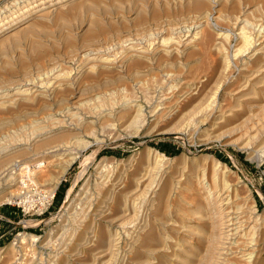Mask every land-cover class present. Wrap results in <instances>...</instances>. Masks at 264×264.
I'll return each mask as SVG.
<instances>
[{
	"label": "bare ground",
	"instance_id": "obj_1",
	"mask_svg": "<svg viewBox=\"0 0 264 264\" xmlns=\"http://www.w3.org/2000/svg\"><path fill=\"white\" fill-rule=\"evenodd\" d=\"M129 1L130 0H4L0 3V78L2 77L0 81V114H10L16 110L22 111L21 109H23V107L25 108V106L31 104H36L37 107H40L38 108V111H32V120H29L30 122L27 124V127L24 125V127L19 129L18 132H13L16 129L13 128L14 130H12L11 139L9 141L5 140L8 143L5 145L0 144V183L4 181L13 184L19 183V186H26L31 180L30 167L33 166L32 168H39L46 163L49 166H57L63 162L62 160H64L65 165L60 167V171H57L58 175L55 179V184L50 191V194L53 197L54 190L59 182L58 179L64 174L67 167L78 158L79 151L88 145L83 139L95 135V128L93 129L92 126H89L93 125L91 123L98 122L101 127H106V129L109 125L112 126L117 121H123V119L126 121L131 120L137 122L140 127L144 124L145 113L137 99L138 95L132 96L133 93L131 95L124 93V96L114 99L113 103L111 102L112 104L109 102L111 104L108 105L109 107L98 104L92 105L90 99L86 102L78 100L81 94L78 90L74 92L78 84L76 80L78 79H75L76 77L74 78V75L72 76L71 70L66 69V59L75 60L79 64H82L77 74L78 77H86L87 75L99 77L101 74V76H103L105 72H117L121 75V72L126 69H131L133 67L139 68L145 65H148L147 69H149V65L159 61L157 59L160 57L159 59L164 58V63L162 62L163 65L160 67L165 70L163 75L167 77V81L170 79V81L177 84L181 75L176 73L179 70H176L175 72L174 70L176 67L180 69L179 66L182 65L177 63L176 67H174L175 63L170 61L173 55L178 53L182 54L183 49L195 45L198 42H204L206 44L209 40V36L206 33L208 31H206L205 27L208 26V22L210 18H212L213 12L209 9L210 6L208 9L205 8L207 6L205 0H174V5H171L168 0H152L151 3L149 2L150 4H148V0H138L137 4L133 7H125L122 5L123 2ZM210 1L212 3L214 2L213 5L216 8L220 4L218 0ZM257 1L264 3V0ZM220 2L222 4L223 2L225 3L226 0H220ZM237 3L240 5V0H233L231 8L236 9ZM249 5L250 4L247 3L245 6L243 5V8L240 9L242 12H239L240 14L238 13V16H234L236 22L239 21L242 23L239 28V35L232 34L230 31H220L216 34L215 42L213 44L217 51L224 50V48L222 49L224 43L228 42L232 36H235L237 47L234 50V55L248 51L250 48L254 49V54L258 55L256 60L258 63L257 66L253 70L250 69L252 71L251 73L241 74L246 78L245 80L248 82H245L247 83L253 81L252 79L254 78L256 80V77L257 79L259 78L260 87H264V18H259L258 22L256 21L259 28L254 31L253 28H251L253 24L251 21L246 18L241 19V15L246 13ZM110 7H112L113 12L118 15L117 21H121L123 24L125 23L124 25L128 24L129 26L142 25L146 20H152L154 22L161 14H166V12H169L172 9L177 10L178 12L184 11L187 14L192 13V15L194 14L195 16L193 21L190 22L191 24H185L188 22L186 21L184 23L185 26L176 27L174 30L169 28L168 22V24L162 22V24H157L153 29L154 31L150 33V36L152 35L151 40L146 43L140 42L135 36H130V38L126 37L122 41L114 42L111 45H108L109 43L103 45L102 42L104 37L121 25L115 20L104 18V16L110 13ZM213 8L211 6L212 10ZM218 10L219 8L216 9L215 12ZM125 13H128L130 17L125 16ZM219 16L220 14L216 16L217 20ZM73 22H78L79 26H81L80 33L73 32V29L71 28ZM52 25H58V27L64 30L60 40L63 41V44L67 46L68 50L65 53L66 55H64L65 57H61L62 59L51 54L55 47L59 48V46H55L56 43H45V41L41 39L42 37H45V40H47V38L51 39L48 30ZM252 35L253 37H257V43H255L256 41H252ZM58 42L60 43V41ZM208 45L210 44L208 43ZM204 47L207 48V46ZM162 55H164V57H162ZM229 64V62H226V67H228ZM30 65H36L33 72L30 70ZM248 69L249 68L243 64L241 70L246 71ZM17 73H20L22 77L19 78ZM139 74L140 71L136 70L132 73V78H136ZM103 77L107 80L106 76ZM115 81L114 82L118 83L117 85L119 86V83L124 81V78L123 76H118ZM254 83L256 84L257 81ZM173 84L174 83H172V85ZM110 85H112L111 81H108L103 85L96 83L95 86L91 85L90 89L91 91H94ZM141 86L140 83L136 82L133 89L135 88L138 90ZM190 87L192 86L190 85ZM165 89L166 88H164V90ZM170 89L172 90L174 88L170 86ZM261 89L262 88L259 90ZM118 91L119 89H116L112 93L109 92V94H117ZM173 91H175V89ZM193 94H195L192 98L193 100L201 98V92L199 93L197 89ZM105 95H107V92L95 93L92 97L96 100H100L103 99ZM76 96L79 98L75 101L74 99ZM173 96L174 95H167L165 93L151 96L152 100H155L154 108L148 111L151 113V116L160 118L172 115L178 111L177 107L178 105L180 106L178 102L179 100L174 99ZM218 96V92L215 91L211 96L212 102H216ZM81 99H83V97ZM260 99L261 98L254 91L241 94L236 97V104L233 107L231 106L230 108L222 109L221 105V112L216 115L214 108L211 107L213 105H211L212 102L210 100L208 102L209 104L205 105L202 108L203 110L201 109L200 114H195L196 119H201V121H199L201 124L204 121H208L210 118L217 120L212 128L213 130L225 126L224 124L230 119H233L234 121L242 119L236 124L235 128L232 125L234 131L240 133L238 135V142L241 145V149L250 147L251 152H255L258 160L262 162L264 161V103H262V100ZM92 118L95 120L88 122V120ZM196 119L194 121H196ZM196 122L198 123V121ZM5 123L7 122H4L3 119L0 118L1 130H4ZM127 126L128 125H126V127ZM88 129H90V131H88ZM5 134H7V132ZM117 134L119 133L117 132ZM118 136L119 135H117V137ZM216 136L217 135L214 137ZM224 136L225 135H223V137ZM21 155H27L30 159L28 162H23L24 164H33L32 166H24V168L27 169L26 175L24 176L22 175V170L24 168H19L22 163L21 159H14L16 156ZM17 158L19 157H16V159ZM162 158L163 157L158 159V162L164 161ZM91 162L92 160L90 159L85 166H88ZM153 168L152 170L155 171L146 168V171L135 176L131 182L124 181L126 180L124 174H120L121 176L117 177L114 173L115 177H117V179H115L116 182L113 181V186L110 188L106 197L107 201L104 200L109 204H113L112 211L108 209L112 213L110 211L107 212V208L103 211L100 210V208L93 211L91 208L92 205H90L86 211L87 203H90V200H93L91 197H88L90 200L87 202L85 200H80V204L76 203L77 205H80V207H77L79 211L77 209L75 210L73 207L74 210L70 215H72V217L75 216V218L77 217L78 219H80V216L82 215L79 223L90 220L92 224L96 220L95 217L102 216L103 218H106L105 215L110 212V214H112V219H110L122 228L123 234L125 235V243L120 251L119 245L122 237H120L118 232L106 233L107 235H104L103 232L102 234L99 233L97 237L98 241L96 239L98 244L96 247H98V250L94 253V256L92 255L93 259L89 264H128V261L131 262L134 260L131 256L133 255L132 252H134L132 249L134 250L136 245L138 247L140 246L139 248H142L147 254L154 251L166 252L168 248L171 249V247L173 248L176 245L174 242L180 239L179 234L182 232L196 238L198 244H196V246L191 245L192 248H190V244L184 239L178 242L176 246L186 255L185 258L180 259V264H187L188 262V264H264V212L258 214L253 202L250 204L251 206L246 205L245 207L235 203V198L233 199V197H235L233 188L227 184L224 179L220 178L219 175L228 170L227 165L215 159L214 168L210 174L205 173L204 171L194 172V190L196 191L198 198L201 199L196 201V206L193 210H188L184 207L182 208L180 206L181 198L176 202V214L181 215V217L188 216L190 218H196L199 222H202L194 225L175 224L174 220L168 218V214H170V202H168V200H163V194L165 193L163 188L156 192L159 189L162 180V169L160 166ZM17 171H20L19 173L21 174H18ZM114 186L121 188V191L118 194L119 196H116L117 198H114L116 189H114ZM189 186H185V188L188 189ZM170 187L172 188V186ZM82 193L85 194L84 192ZM16 194L17 193H10L9 199L17 198L18 194ZM88 194L90 193L88 192ZM83 197L84 196H81V198ZM252 197L249 195V200H251ZM45 198L46 197H44V199ZM83 199H85V197ZM134 200H139L143 204H147L148 202V205L152 209L151 212L154 221L160 223L162 226V232L158 231L157 234L154 231V221H149L145 218L146 220L139 223L140 221H137L138 218H140L137 217L138 215H130L131 210L134 209ZM71 205L72 204L69 203L67 209H70ZM247 206L249 208H246ZM61 217L62 214H59V218ZM133 222H135L133 224L134 228H130V224ZM88 225H90V223H88ZM63 226L64 230L62 229L63 231L60 233V236L55 237L56 233L54 235L53 233H49L48 240H46V244L52 250L51 253H55V255L50 256L47 259H42L40 257L41 255L39 256L40 258H38V255L36 256L33 254L36 257L29 258L28 253L21 251L19 247L15 252L13 251L14 254L12 256L8 255L10 256L9 260L6 258L8 263L59 264V255L62 256L60 253L65 250V247L66 249H69L70 242L66 243L64 241L72 229L70 227L65 228V226H70L68 222ZM205 227L206 231L204 230ZM91 230L94 231V229ZM91 230L88 231L90 232ZM167 230L171 231L173 235H167ZM155 233L157 235H155ZM71 236L72 233L70 234V237ZM81 236L79 238H81ZM24 238L30 240V246L34 248L35 242H37L38 238L34 235H25ZM91 240L94 239L92 238ZM152 242L155 244L154 247L152 246ZM78 244H80V242ZM92 245L94 246L93 243ZM93 249L95 250V248ZM39 250H41V248H39ZM27 251L29 252V250ZM42 255H44V253ZM119 255L120 258L118 262V259L116 260L115 257ZM114 259L118 263L115 262ZM137 259L135 258L136 262L141 263L139 261L140 259ZM67 263L68 262H66V264ZM63 264L65 263L63 262Z\"/></svg>",
	"mask_w": 264,
	"mask_h": 264
},
{
	"label": "rangeland",
	"instance_id": "obj_2",
	"mask_svg": "<svg viewBox=\"0 0 264 264\" xmlns=\"http://www.w3.org/2000/svg\"><path fill=\"white\" fill-rule=\"evenodd\" d=\"M3 1L4 0H1L0 3H2ZM205 1L207 5L205 8L208 9V7L210 6L209 9L211 10V12H213L212 18H210L208 22V26L205 27L206 31H208L206 33L209 36L208 37L209 40L207 41L206 44L204 42L202 43L198 42L195 45H191L188 48L183 49L182 54L178 53L179 55L178 54L173 55L170 61L175 63L174 67H176L177 63L178 64L180 63L182 65L179 66L181 70L177 67L175 68V70L173 69L174 72L176 70H179L176 73L181 75L177 84H175V82L173 81H170V79L167 81L166 79L167 77L163 75L165 73V70L161 69L160 67L164 63V58L159 59L160 57H158L157 59L159 61L154 62L152 65L151 64L149 65L150 66L149 69H147L148 65H145L139 68L133 67L131 69H126L125 71L121 72L122 73L121 75H119V73L117 72H105L106 74L104 73L103 76H106L107 80H105V77L101 76L102 74L99 77H92L91 75H87L86 77L84 76L85 78L80 76L78 77L77 74L82 64H79L75 60L66 59V63H65L66 69L71 70L72 76L74 75V78L76 77L75 79H78L76 80L78 83L77 84L78 87L76 86L74 92L78 90L81 96L83 97V99H81L82 97L79 96L80 97L79 98L77 97L78 96L77 95L76 98L74 99L75 101L78 98H79L78 100H81L82 102L84 101L86 102L90 99L92 105L98 104L105 107H109L108 105H111L114 99L124 96L125 94L131 95L133 93L134 95L132 94V96L138 95L137 99L139 100V104L141 105V107L143 108V112L145 113L146 123L144 122V124L140 127L139 123L137 122H133L131 120L126 121L123 119V121L120 122L117 121L112 126L110 125L109 127L107 126L108 127L107 129L106 127L104 128L101 127L98 122L91 123L93 125H89V126H92L93 129L95 128L94 130L95 135L93 137H86L83 139V141L87 142L88 145L85 146L84 149L82 148L79 151L77 156L78 158H76L67 167L66 171L62 175L63 177L61 176L58 179L59 182L56 185L53 197L51 196L50 191L52 190V187L55 184V179L58 175L57 171H60V167L65 165L64 160H62L63 162L61 164H58L57 166H49L46 163L44 166H41L39 168H35V167L32 168L33 167L32 163L29 165L28 163L26 164L23 163V162H28V160H30L29 157H27V155L16 156L19 158L16 159L15 157L14 158L15 160L21 159L22 161L21 165L19 166L20 169H23L24 166L26 165L32 166L30 167L31 180L30 182H28V185L26 186H19V183L13 184V183H6L4 181L0 183V264H9L8 260L10 256H12L15 250L18 249L19 247L21 251L28 253L29 258L30 257L34 258L38 255V258L41 257L42 259H47L50 256L55 255V253H51L52 252L51 248H49L48 245L46 244L47 242L46 240H48L49 237L48 234L53 233L54 235L56 233L55 237L60 236V233H62V231L64 230L63 225H65L67 222L70 224V226H65V228L70 227L72 229L71 232H69V235L66 237V239L68 240L65 239L64 242L66 243L70 242V244H69V249H66L65 247V250L60 253L62 254V256L59 255V261H58L60 262L59 264H63V262L65 264L66 262H68L67 264H79V263L89 264L93 259L92 255L94 256V253L98 250V247H96L98 246L97 237L98 234L99 233L102 234V232L104 233V235H107L111 232L115 233V231L118 232L120 237L123 238V239L121 238L119 245L121 251V248H123L122 246H124L125 243L124 242L125 235L123 234L122 228L118 226L117 223L113 222V220H111L112 214H110V212L112 211L111 209H113V204L111 203L109 204L104 200H106L107 194L109 193L110 188L113 186L112 184L116 182L115 179H117L118 176L124 174L126 176L125 177L126 180L124 181L131 182L135 176L140 175V173L146 171L147 169L152 170V168L153 167L155 168L156 166H160L162 169V178H161L162 180L160 182L159 189L156 192H158L161 188L164 189L165 193L163 194V198H164L163 200L164 201L168 200V202H170V214H168L169 215L168 218L174 220L175 224L194 225V224L202 223L199 222L198 219L196 218H190L188 216L181 217V215L176 214L175 205H177L176 202L178 201V199L181 198L180 206L182 208L184 207L185 209L188 210H193L195 208L196 201H199L201 198L200 199L198 198V196L196 195V191L194 190L195 187V182L193 180V176L195 174L194 172L204 171L205 173L210 174L214 168L215 159L224 163L228 167V170L222 172L219 175L220 178L224 179L226 183L233 188L234 196H235L233 197V199L235 198V203H237L238 205H242V207L243 206L245 207L246 205H250L253 202V205L255 204L254 206L256 207V211L258 212V214L264 212V161L260 162L257 158V154L255 152H251L250 147L241 149V145L238 142V137H239L238 135L240 133L234 131V128L236 124H238V122H240L242 119L235 121L233 119L232 120L230 119L227 123L224 124L225 126L220 127L221 129L219 128L217 130L216 129L213 130L212 128L214 127V124L217 120H213L212 118H210L208 121H204L201 124L199 123L201 119L197 120L195 115V114L197 115L200 114L201 109L205 105L209 104L208 102L212 99L211 96L215 91H217L219 95L216 102H212L211 100L212 102L211 105H213L211 107L214 108L215 115L221 112L220 111L221 107L222 109L230 108L231 106L233 107L236 104L235 99L237 96L244 93L245 94L249 93L250 91L256 92L258 96L261 98L260 99L262 100L261 102L264 103V91H262L264 90L263 89L264 87H260V82H259L260 79L259 78L257 79L256 77V80L254 78L252 79L253 81L247 83L248 81L245 80L246 78L243 77L242 75L243 73L246 74L251 73L252 72L251 70H253L258 64L256 62L258 55L254 54L253 51L254 49L250 48L248 51L234 55V50L237 47V41L235 36L234 37L232 36L230 38L229 40L230 42L228 41L224 43L222 47V49L224 48V50L217 51L214 48V44H213L215 42L216 34L220 31L223 32L230 31V33L232 34L239 35L240 32L239 28L242 25V23H240L239 21L236 22V20H234V16H236L239 12H242L240 9L243 8V5L245 6L246 3L250 5L246 13L241 15V19L246 18L249 21H251L253 23L251 28H253V30L256 31L259 28L257 26L258 23H256V21L258 22L259 18H264L263 17L264 3H262L261 1L258 2L257 0L256 1L240 0L241 4L239 5L237 3V8L232 9L231 3L233 0L232 1L226 0V2L225 3L223 2L222 4L220 0H218L220 4L217 8L214 7L213 5L214 2L212 3L210 0H205ZM137 2L138 0H130L129 2H123L122 5L125 7L126 6L133 7L137 4ZM147 2L148 4H150L152 0L150 1L148 0ZM168 2L172 5L174 3V0L171 1L168 0ZM211 6L212 8L214 7L213 10L211 9ZM218 8L220 11L218 10L217 12H215V10ZM109 10L110 13L104 16V18L105 19L109 18L111 20L117 21L118 15L115 12H113V8L110 7ZM169 12H166V14L165 13L161 14L159 18L154 22L152 20H146L145 23H142V25L129 26L128 24L124 25L125 23L123 24V22L121 21H117L119 22V24H121L120 27L118 26L116 30L111 31L109 35H106L104 37L102 44L107 45L109 43L108 45H111L114 42L122 41L126 37L130 38V36L133 37L135 36L140 40V42L146 43L147 41L151 40L152 35L150 36V33L154 31L153 29L157 26V24L169 23L168 25L169 28H172L174 30L176 27H180L183 25L185 26V24L188 23L191 24L190 22L193 21V18L195 16L194 14L192 15V13H188L189 14L188 15L184 11L178 12L177 10H173V9L170 10ZM219 14L221 17L219 16L217 20L216 16ZM125 16L130 17L128 13H125ZM170 22L172 25L170 24ZM78 26H79L78 22L72 23L71 28L73 29L74 33L75 32L80 33L81 26L79 27ZM63 33L64 30L58 27V25L57 26L52 25L49 27L48 30V34H50L49 37H51V39L50 38L48 39L47 37H46L47 40L44 39L45 37L41 38L42 40L45 41V43L52 42V43H56L55 46H59V48L55 47L52 50L53 52L51 51L52 52L51 54L55 57L58 56L59 59L61 57L62 58L65 57L64 55H66L65 53L68 50L67 46H65L63 44V41L60 40ZM251 37H253V35ZM254 37L252 38V41L253 42L256 41L255 43H257V37L256 36ZM58 41H60V43ZM208 43L210 45H208ZM204 46H207V48ZM162 57H164V55H162ZM226 62L230 63L228 67H226ZM243 64L249 69L246 71L241 70ZM35 66L36 65H30L31 72L35 70ZM136 70H139L140 74L136 78H132V73H134ZM17 75H19L18 76L19 78L22 77L20 73H17ZM117 75L123 76L124 78V81L120 82L119 86L117 85L118 83H115L116 82L115 80H117L118 77ZM1 79L2 77L0 78V81ZM108 81L109 82L111 81L112 84L110 85L111 87L107 86L99 90L96 89L94 91H91L90 89L91 85L95 86L96 83L103 85ZM256 81L257 83L255 84L254 82ZM136 82L142 85L141 88L138 90H136L135 88L133 89V86H135ZM172 83L174 84L172 85ZM189 84L192 87H190ZM170 86L174 88L175 91H173L174 89L171 90ZM115 88L119 89L117 94H112V95L109 94V92L112 93L114 90H116ZM164 88L166 89L164 90ZM260 88L262 89L259 90ZM196 89L199 93L201 92L202 99L201 98H198V100L192 99L195 96V94L193 93H195ZM132 90L135 92H133ZM142 90L144 93L142 92ZM103 92H107V95H105L106 98L102 97L103 99H100L101 102L100 100H96L94 99V97H92V95H94L95 93H103ZM159 93L174 95L173 98L179 100L178 102L180 106L178 105L177 107L178 111L175 112L176 114L174 113L172 115L160 117V118L156 116H151V113L148 111L153 109L155 106V102H154L155 100L153 101L151 96L159 95ZM102 102L104 105L102 104ZM109 102L112 103L110 104ZM38 108L40 107H37L36 104H31L25 106V108L23 107V109H21L22 111L16 110L13 113L11 112L12 114L1 113L0 118L7 123H5L4 125L5 126L3 128L4 130L0 129V144L5 145L6 143H8L6 141H9L11 139L12 130H14L13 128H16L15 131L13 132H18L19 129H22L24 127V125L25 127H27V124H29V122L32 120L31 114L36 110L38 111ZM195 119L196 121H198V123L194 121ZM93 120L95 119L92 118L88 120V122L89 121L91 122ZM126 125L128 126L126 127ZM232 125L234 126V128ZM88 131H90V129H88ZM230 131L231 132L234 131V132L231 133ZM6 132L7 134H5ZM117 132L119 134H117ZM117 135L119 136L117 137ZM213 135L214 136L217 135V136L214 137ZM223 135L225 136L223 137ZM160 156L163 157L162 159L164 161L158 162V159H161ZM90 159L92 160V162L89 163L88 166H85ZM17 172L18 174H21L19 173L20 171ZM26 172L27 169L24 168L22 170L23 173L22 175L23 176L26 175ZM114 173L117 177H115ZM170 186H172V188ZM185 186H189V188L186 189ZM114 189H115L114 198H117L119 196L118 194L120 193L121 188H118V186H114ZM82 192H84L85 194H83ZM88 192L90 194H88ZM166 192L167 193L169 192L170 195L169 193L167 194ZM10 193H17L18 197L9 199ZM249 195L250 197L253 196L251 200H249ZM81 196H84L85 199H83L84 197L81 198ZM44 197L46 198L44 199ZM88 197H91V199L93 200H90V198ZM80 200H85L86 202L90 200V203L93 202L92 204H90L89 202L87 203L86 211L88 210L87 208H89L90 205H92L91 208L93 209V211L99 208L102 211L105 208H107V212L110 210L111 211L109 212V214L105 215L106 218H103L102 216L101 217L97 216L98 218L95 217L96 220L92 224L90 220H86L85 221L86 223L85 222L79 223V220L82 218V215L80 216V219H78L77 217L75 218V216L72 217L70 213L74 209L78 210L77 207H80V205L77 204L78 203L80 204ZM69 203H71L72 205L70 209L69 208L67 209L68 207L67 205ZM142 204L143 203L140 202L139 200H134V205H133L134 209L131 210L130 215H135V214L138 215L137 217H140L137 220L140 221L139 223H141L146 219L149 221H154L151 212L152 209L148 205V202L147 204L146 203H144L143 205ZM246 208L249 207L247 206ZM59 214H62L61 218H59ZM88 223H90V225H88ZM134 223L135 222L131 223L132 225L130 224L131 226L130 228H134L133 225ZM154 223L156 226V227L154 226V231L157 234L158 231L162 232L161 229L162 226L160 225V223L158 221H154ZM91 229H94V231ZM88 230L91 231L89 232ZM204 230L206 231V227ZM71 233H72L71 237L73 238L70 237ZM156 233L155 235H157ZM166 234L170 236L173 235L171 231L168 230L166 231ZM25 235L26 236L34 235L38 238L37 242H35L34 248L30 246V240L24 238ZM79 235L80 236L82 235L81 238H79L80 237ZM179 237L180 239L174 242V244L177 245L178 242L182 239H184L187 243L190 244V248H192L191 245L196 246V244H198L196 238L191 237V235L185 232L180 233ZM92 238L94 240H91ZM71 239L72 240L74 239L75 241L74 240L72 241ZM77 242L78 243L80 242L81 245L78 244ZM92 243L94 244V246L92 245ZM83 244L84 246L86 245L87 247L86 246L84 247ZM176 245L173 248L171 247V249L168 248L166 250L167 253L154 251L149 254H147V252L144 251L142 248H139L140 246L138 247L136 245L134 247V250L132 249V251L134 252H132L133 255L131 256L134 258V260L131 262L128 261V264H150L151 261H152L151 264H180V259L185 258L186 255L183 252H181ZM152 246L153 247L155 246L153 242H152ZM39 248H41V250H39ZM93 248H95V250ZM27 250H29V252ZM42 251L44 255H42L43 254ZM33 254H35L36 256ZM115 258L116 260L118 259L117 261L119 262L120 255L116 256ZM135 258L136 259L139 258L140 259L139 261L141 263L136 262ZM84 260L87 261L85 262ZM116 260L115 262H117Z\"/></svg>",
	"mask_w": 264,
	"mask_h": 264
}]
</instances>
